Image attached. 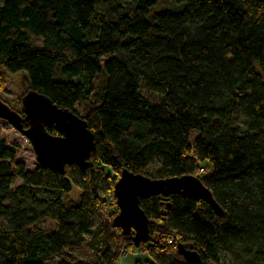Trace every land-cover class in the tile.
<instances>
[{
	"label": "trees",
	"instance_id": "obj_1",
	"mask_svg": "<svg viewBox=\"0 0 264 264\" xmlns=\"http://www.w3.org/2000/svg\"><path fill=\"white\" fill-rule=\"evenodd\" d=\"M0 68L24 72L30 91L96 138L90 168L64 174L28 171L0 140V264H118L134 234L115 228L119 209L102 199L125 169L198 177L222 211L180 195L141 199L151 240L136 264H188L178 246L204 264H264V3L0 0ZM86 244L94 260H77Z\"/></svg>",
	"mask_w": 264,
	"mask_h": 264
},
{
	"label": "water",
	"instance_id": "obj_2",
	"mask_svg": "<svg viewBox=\"0 0 264 264\" xmlns=\"http://www.w3.org/2000/svg\"><path fill=\"white\" fill-rule=\"evenodd\" d=\"M264 3V0H258ZM21 114L0 100V120L9 123L33 145L40 167L64 174L66 166L77 165L82 172L90 168V158L96 150L95 135L87 122L72 111L60 109L46 96L29 91L22 100ZM24 120L29 122L25 129ZM54 125L59 135H51L46 126ZM180 195L193 201H204L220 214L212 191L195 176L152 179L142 174L123 170L114 187L119 214L114 226L124 235L134 234L140 246L151 240L149 218L141 208V199L152 196ZM178 253L188 264H204L199 253L178 246Z\"/></svg>",
	"mask_w": 264,
	"mask_h": 264
},
{
	"label": "rangeland",
	"instance_id": "obj_3",
	"mask_svg": "<svg viewBox=\"0 0 264 264\" xmlns=\"http://www.w3.org/2000/svg\"><path fill=\"white\" fill-rule=\"evenodd\" d=\"M32 41L37 46H41L43 44V40L41 38H32ZM29 91L30 88L28 85L27 75L24 72L12 74L3 68H0V100L2 102L9 105L11 109L16 112L21 113L23 110L22 100ZM80 109L81 108H78V110L82 112ZM197 135V133H193L192 139L194 140ZM0 140L6 141L7 146L16 151L18 161L24 163L28 171L32 172L39 168V163L37 162L32 143L22 133L18 132L14 127L3 120H0ZM15 145H17V147ZM105 170L109 175L114 177V174L110 170L107 168H105ZM20 183L21 181L18 180L14 188H16ZM81 196V191L74 188L70 194L64 196V200L70 205H76L78 204ZM113 198L115 199L114 202L112 201ZM102 201L107 202V207L110 208V211L114 209L113 206L117 207V200L115 196H107L103 198ZM105 208L101 210V213H99L101 217H98V220L109 216L108 210ZM41 226L49 232L55 229V225L51 221H44ZM144 244L146 243H142L140 246L135 244L137 248H123L120 253V260L118 264H136L137 261L146 260L148 257L147 253L142 249ZM170 245H173V241L170 242ZM72 253L77 260H94V254L88 248L87 244ZM64 260L65 259L63 258H53L49 261V264H58ZM222 264H235V262L228 257L224 258Z\"/></svg>",
	"mask_w": 264,
	"mask_h": 264
},
{
	"label": "flooded vegetation",
	"instance_id": "obj_4",
	"mask_svg": "<svg viewBox=\"0 0 264 264\" xmlns=\"http://www.w3.org/2000/svg\"><path fill=\"white\" fill-rule=\"evenodd\" d=\"M19 114H21L22 117H25V116L22 114V112L19 113ZM25 122H26V120H24L23 125L25 124Z\"/></svg>",
	"mask_w": 264,
	"mask_h": 264
},
{
	"label": "built area",
	"instance_id": "obj_5",
	"mask_svg": "<svg viewBox=\"0 0 264 264\" xmlns=\"http://www.w3.org/2000/svg\"><path fill=\"white\" fill-rule=\"evenodd\" d=\"M202 171H203V170H202ZM112 201L114 202V201H115V199L113 198V199H112Z\"/></svg>",
	"mask_w": 264,
	"mask_h": 264
}]
</instances>
